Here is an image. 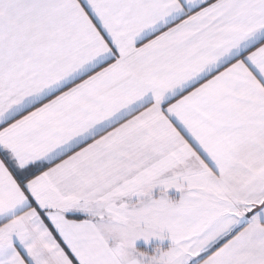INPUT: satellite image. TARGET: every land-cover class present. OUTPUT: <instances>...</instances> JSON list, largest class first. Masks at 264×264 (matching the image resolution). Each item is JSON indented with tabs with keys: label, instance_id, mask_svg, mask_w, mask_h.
I'll use <instances>...</instances> for the list:
<instances>
[{
	"label": "snow or ice",
	"instance_id": "snow-or-ice-1",
	"mask_svg": "<svg viewBox=\"0 0 264 264\" xmlns=\"http://www.w3.org/2000/svg\"><path fill=\"white\" fill-rule=\"evenodd\" d=\"M0 264H264V0H0Z\"/></svg>",
	"mask_w": 264,
	"mask_h": 264
},
{
	"label": "crops",
	"instance_id": "crops-1",
	"mask_svg": "<svg viewBox=\"0 0 264 264\" xmlns=\"http://www.w3.org/2000/svg\"><path fill=\"white\" fill-rule=\"evenodd\" d=\"M168 195L173 198H179V193L176 192V190L174 189H170ZM169 245L170 241L167 238L160 240L154 237L150 238L147 243L141 238L134 242V247L136 249H138L139 251L146 252L148 254H152L157 247H159L161 250H165Z\"/></svg>",
	"mask_w": 264,
	"mask_h": 264
}]
</instances>
